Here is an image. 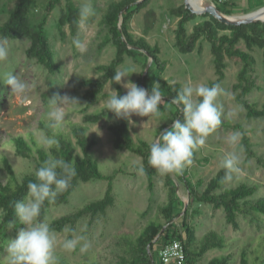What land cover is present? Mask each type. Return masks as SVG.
<instances>
[{
    "label": "rangeland",
    "instance_id": "374dc122",
    "mask_svg": "<svg viewBox=\"0 0 264 264\" xmlns=\"http://www.w3.org/2000/svg\"><path fill=\"white\" fill-rule=\"evenodd\" d=\"M18 0H2L0 3V22L5 21L10 11ZM115 0H75L80 7L88 5L92 14L88 16L83 26H80L74 34L68 25L64 27L66 35L60 33L58 21L65 5H57L49 13L47 31L55 47L57 60L60 69L51 73L48 68L39 63L35 58H29L26 50L30 45V39L1 38L0 44L8 49V57L0 62V74L13 72L29 85L23 96L11 94L10 86L0 81V176L4 183L11 179L3 157L6 156L12 163L16 175L21 178L24 174L35 169L34 157L19 155L13 142V135L23 134L31 140V134L35 130H44L51 135V130H46L49 121L46 114L49 111V99L57 95H65L76 98L79 103L65 104V122L62 132L75 144L76 152L81 153V147L77 142L74 127L84 125L90 138L96 140L92 149V155L98 161L100 169L107 174H114L116 204L110 207L106 215L100 216L89 231H85L87 218L81 220L76 230L55 231L57 235V256L64 255L69 264H129L123 263V256H130L128 244L129 239H135L152 219H160L166 223V218L161 212V207L169 202V188L166 182V175L159 173L155 177L153 190L149 188V182L145 173L138 172V166L142 165V157L128 149H118L114 144V134L109 129L111 122H120L123 118L116 115L112 121L101 119L98 122H85V113L96 112L106 106L112 89H117L108 83L99 94L96 101L86 108L84 98L85 88H76V83L83 78L96 77L100 74L99 66L110 62L114 57L116 48L112 43L103 44L108 29L103 22L105 11L108 5ZM213 0H191L193 5H204ZM236 7L232 15H245L255 11L264 5V0H231ZM49 0H39L37 8L33 12V18L39 19L48 11ZM185 3V0H150L140 12L136 13L130 21V29L136 35H143L152 45H159L160 56L165 63V70L162 76L170 82H178L185 86H198L205 84L212 86L218 75L213 62L211 43L202 37L193 51L182 52L176 44V27L178 17L171 13V8ZM207 3V4H206ZM263 5V6H261ZM259 6V7H258ZM210 18L199 16L187 23L188 32L194 30V26L204 19ZM225 29L221 32H229ZM79 39L86 42V51L81 53L73 44ZM104 46H101V45ZM241 47L248 49L244 42ZM257 58L256 71L254 72L257 86L248 94L250 101L262 106L264 102V49L255 47L251 50ZM152 60L149 57L148 62ZM228 66L226 77L220 82L221 93L217 97V105L221 108L220 125L211 133L204 146L198 147L196 158L191 165L186 166L192 171L194 181L203 179L205 182L214 177L223 167L222 162L227 153L233 151V147L226 142L230 134L243 130L233 126H226L240 123L246 129L251 138V146L255 152L249 156L243 146L241 156V171L233 173L232 179L225 187H235L241 183L249 185L256 184L258 189L251 196V199L264 197V117H249L246 109L236 101L237 90L234 84L237 82V74L242 65L240 59L227 57ZM147 62V64H148ZM153 63V60H152ZM150 65V68L152 66ZM132 64L136 72L130 77L124 78V82L131 80L138 85L144 66V59H136L126 56V60L119 68ZM149 68V70H150ZM148 70V72H149ZM147 72V73H148ZM66 83V84H65ZM127 89L124 88V95ZM159 118L140 117L133 115L129 122L131 133L135 140L146 139L150 143L155 141L159 134L158 128L167 124L164 131L171 130L173 125V108L161 111ZM45 125V126H44ZM163 131V132H164ZM57 134V138H58ZM33 143V141H32ZM177 185L178 195L181 198L183 210L175 221H180L185 211L189 208V221L194 226L198 238H202L211 229L225 237L224 248H213L202 256L198 264H208L209 260L218 255L230 254L232 259L229 264H241V252L244 249L251 250L260 246L264 239V215L260 218H252L250 215L239 216V226L235 227L226 218L223 208H216L211 203H196L190 205V195L187 186L178 178V172L172 173ZM108 181L105 179H92L81 181L77 189L71 195L67 204L52 207L48 212L47 223L59 215L71 212L85 203L104 195ZM204 185L200 187L203 189ZM188 203L187 208L185 207ZM3 217V210L0 209V221ZM168 225V223H166ZM27 228V225L20 224L12 226L0 235V264H5L7 255L6 246L9 241L17 238L19 231ZM72 234V235H71ZM83 236L82 240L74 251H66L62 244L67 239ZM86 245V247H84ZM84 247L82 251L81 248ZM176 264V263H173ZM183 264V263H181Z\"/></svg>",
    "mask_w": 264,
    "mask_h": 264
},
{
    "label": "trees",
    "instance_id": "16d2710c",
    "mask_svg": "<svg viewBox=\"0 0 264 264\" xmlns=\"http://www.w3.org/2000/svg\"><path fill=\"white\" fill-rule=\"evenodd\" d=\"M213 1L224 13H234L236 4L232 1L225 3H220L218 0ZM1 2L2 0H0ZM38 2L39 0H18L10 11L8 18L0 22V40L1 38H29L30 45L26 50L27 56L35 58L39 63L45 65L51 73H55L60 69V64L57 60L55 47L47 31L49 13L52 8L65 2L58 21V28L64 37L66 35L64 29L66 25L69 26L72 33L75 34L78 31L81 7L76 4L75 0H49L48 11L41 18L34 19L33 12L38 6ZM149 2L150 0H115L108 5L103 18L108 33L103 44L112 43L116 48V52L110 62L99 66L101 72L98 76L83 78L76 83V88H85L86 108L96 101L108 83H111L121 96L124 95L122 84H116L111 78L114 76L115 70L124 63L126 56L144 59V66L147 65L149 57H153L149 72L144 77L145 70L142 71L138 79V85L150 92L153 83L159 82L160 91L162 96H164L165 102H170L183 89L180 83L170 82L162 76L166 66L160 56L159 45H152L145 36L136 35L130 29V21L133 16L147 6ZM170 11L179 18L176 27V44L182 52L193 51L202 37L210 41L213 62L218 75L216 81H213L212 84H220L226 77L227 57L240 59L242 65L237 74L238 80L234 84L237 90L236 101L246 109L249 117H264V102L260 107L248 98V94L257 86L254 75L257 58L251 50L257 46L264 49V21L257 20L239 25L228 24L220 21L210 13H195L185 3L172 7ZM199 16H209L210 18L197 23L194 26V30L189 33L187 23ZM225 29L230 31L222 33L221 30ZM241 42H244L248 49L241 47ZM103 44L101 46H104ZM182 107V105L167 103L161 105V111L173 108V120L179 119L183 122ZM114 117L115 113L108 112L105 106L99 111L85 113L83 119L85 122H98L101 119L112 121ZM221 124L223 125L224 122L222 121ZM225 124L226 126H233L243 130L242 143L245 151L248 157L254 155L251 138L243 125L240 123L231 124L230 121ZM108 127L114 134L116 148H126L142 157V165H139L138 168L141 166L144 168L149 188L153 190L158 171L148 163L149 145L151 143L146 139L135 140L131 133L129 121L126 119H122L120 122H111ZM166 127L167 124L161 125L157 132L162 133ZM46 130L50 132L47 127ZM74 133L81 147V153L76 152L75 144L62 132L58 134L57 138L59 140V148L52 146L47 150L43 146L36 145L32 134L31 140L33 143L28 139L26 140L23 134L13 135L12 138L17 153L24 157H34L35 169L18 178L8 157H3L2 160L11 175V179L4 183L0 176V209L3 210V217L0 221V235L10 227H18L20 225V221L15 215V204L18 201L25 200L28 195L29 182H36L35 170L49 157L70 162L76 170V176L72 179L69 188L58 194L53 203H49L47 200L44 202L39 217L42 221H47L48 212L52 207L69 202L71 195L81 181L86 182L92 179H105L108 181L102 197L92 199L71 212L52 218L48 223L52 230L63 231L68 227L73 233L78 223L87 218L85 231L88 232L94 226L95 221L100 216L106 215L108 209L116 204L115 176L114 174L104 173L100 169L98 161L92 155L96 140L89 137L87 128L84 125L74 127ZM195 158L196 152H194L192 160ZM260 162L264 164V159H260ZM58 171L60 170L58 169ZM226 171L222 167L207 182L203 179L194 181L192 171L186 167L178 172V178L187 186L190 195V205L193 202H205L213 204L216 208H223L226 212L227 221L235 227L239 226V216L241 214L250 215L254 219L264 215V197L256 200L251 199V196L258 189V185L241 183L235 187H225L224 185L228 182L224 179ZM166 182L169 188V202L161 207V212L165 216L168 225L160 219H152L137 238H128L131 254L121 258L123 263L163 264L160 260V250L174 239H181L185 245L186 258L183 264H198L199 259L209 250L225 247V237L215 229H211L202 238H198L194 226L189 221V208L179 222L175 221L183 210V207H181L183 203L178 195V185L172 173L166 175ZM202 185H204V188L200 189ZM231 259L232 255L222 254L212 257L208 264H229ZM240 263L264 264V239L260 246L251 250V252L244 249L241 252ZM59 264H69V261L64 255H60Z\"/></svg>",
    "mask_w": 264,
    "mask_h": 264
},
{
    "label": "clouds",
    "instance_id": "9594fccd",
    "mask_svg": "<svg viewBox=\"0 0 264 264\" xmlns=\"http://www.w3.org/2000/svg\"><path fill=\"white\" fill-rule=\"evenodd\" d=\"M91 14L90 6L81 7L80 26H83ZM73 44L81 53L86 51L85 41L76 39ZM7 57L8 49L0 44V62L5 61ZM134 73L137 72L132 64L115 70L111 80L116 84H122L127 89V93L121 96L112 89V94L106 101L107 110L115 113L118 118L132 122L133 115L159 118L162 115L161 105L167 103L182 105L183 122L175 119L171 130L159 134L158 138L149 145L148 158L149 165L155 168L160 175L180 172L184 167L192 164L194 151L204 146L207 137L222 123V111L217 105V97L222 91L221 86L219 83L212 86L188 85L170 102H165L159 82L153 83L150 92L131 80L124 82V78ZM0 81L10 86L11 94L17 96H23L29 88V85L13 72L0 74ZM77 103L79 101L76 98L67 95L63 97L57 95L49 99V111L46 114L49 123L46 127L51 130L52 134L48 135L44 130L33 131L32 138L37 146H43L46 150L52 146L59 148L57 134L63 129L65 122L64 105ZM241 136V133L235 132L227 137L226 142L233 147V151L227 153L222 162V166L227 170L224 177L226 181L232 179L233 173L241 171L242 160L236 150L237 148L239 152L244 150L240 144ZM25 139L27 140L28 137ZM144 171L142 166L138 168L140 174ZM75 176L76 170L70 162L51 157L35 170L36 182H29L27 197L15 204V215L20 224L27 225V228L19 231L17 238L8 242L5 264H59L56 252L57 235L50 225L40 220L39 217L44 202L47 200L53 203L58 194L69 188ZM65 231L69 229L66 228ZM82 240H84L83 236L67 239L62 247L66 251H74ZM84 247L81 248L82 251Z\"/></svg>",
    "mask_w": 264,
    "mask_h": 264
},
{
    "label": "water",
    "instance_id": "95a60500",
    "mask_svg": "<svg viewBox=\"0 0 264 264\" xmlns=\"http://www.w3.org/2000/svg\"><path fill=\"white\" fill-rule=\"evenodd\" d=\"M138 1H141V0H138ZM185 5L195 13H198V14L210 13V14L214 15L215 17H217L220 21L228 23V24L239 25L242 23H249V22H253V21H257V20H263L264 21V18H262L259 14L260 10H263V13H264V6L255 10L254 12H249L245 15L238 16V15H232V14L224 13L223 11H221L219 9L218 5L214 1L208 3L204 8H199V9L194 8L189 0H185ZM135 47H137V46H135ZM151 58L153 60V57H151ZM152 60H150L146 66V69H145L144 74H143L144 77L150 68ZM187 206H188V203H186L185 207L187 208Z\"/></svg>",
    "mask_w": 264,
    "mask_h": 264
},
{
    "label": "built area",
    "instance_id": "2783aa9c",
    "mask_svg": "<svg viewBox=\"0 0 264 264\" xmlns=\"http://www.w3.org/2000/svg\"><path fill=\"white\" fill-rule=\"evenodd\" d=\"M225 3L231 0H218ZM160 260L163 264H181L186 258L185 245L181 239H174L168 242L160 250Z\"/></svg>",
    "mask_w": 264,
    "mask_h": 264
},
{
    "label": "bare ground",
    "instance_id": "6f19581e",
    "mask_svg": "<svg viewBox=\"0 0 264 264\" xmlns=\"http://www.w3.org/2000/svg\"><path fill=\"white\" fill-rule=\"evenodd\" d=\"M190 1V3L192 4V6L194 7V8H197V9H199V8H204L205 6V4L204 5H193V3L191 2V0H189ZM204 2H206V0H202V3H204ZM207 4V3H206ZM252 12H254V11H252ZM259 14H260V16L262 17V18H264V13H263V10H260L259 11Z\"/></svg>",
    "mask_w": 264,
    "mask_h": 264
}]
</instances>
